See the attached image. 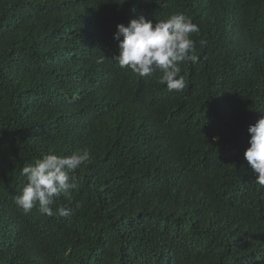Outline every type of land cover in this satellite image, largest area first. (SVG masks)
<instances>
[{"label":"trees","instance_id":"1","mask_svg":"<svg viewBox=\"0 0 264 264\" xmlns=\"http://www.w3.org/2000/svg\"><path fill=\"white\" fill-rule=\"evenodd\" d=\"M176 13L199 27L180 92L114 59L118 24ZM261 117L264 0H0V264H264ZM84 150L70 215L17 206L24 166Z\"/></svg>","mask_w":264,"mask_h":264},{"label":"clouds","instance_id":"2","mask_svg":"<svg viewBox=\"0 0 264 264\" xmlns=\"http://www.w3.org/2000/svg\"><path fill=\"white\" fill-rule=\"evenodd\" d=\"M198 32V25L183 13L155 23L141 15L127 26L117 25L113 38L119 42V54L114 59L121 68L130 69L140 77H149L159 70L162 73L159 82L166 84L169 91L180 92L186 87L180 64L185 61L195 64L200 59L191 38L192 33ZM248 133L250 146L244 152V159L256 177L255 182L264 187V117L250 125ZM90 159L87 150L68 156L48 153L34 164L24 166L21 175L27 183L22 194L15 197V203L25 214L39 205V211L48 216L70 215L68 208L61 206L54 212L52 205L61 194L68 197L77 187L75 172Z\"/></svg>","mask_w":264,"mask_h":264}]
</instances>
